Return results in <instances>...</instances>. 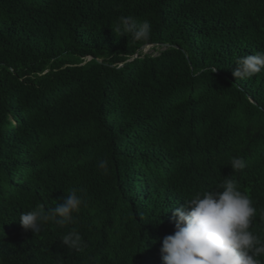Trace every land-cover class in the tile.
<instances>
[{"label": "trees", "instance_id": "obj_1", "mask_svg": "<svg viewBox=\"0 0 264 264\" xmlns=\"http://www.w3.org/2000/svg\"><path fill=\"white\" fill-rule=\"evenodd\" d=\"M128 16L148 41L121 35ZM259 52L264 0H0V264H163L173 210L225 179L264 240V71L233 75ZM72 189L74 223L22 227Z\"/></svg>", "mask_w": 264, "mask_h": 264}, {"label": "clouds", "instance_id": "obj_2", "mask_svg": "<svg viewBox=\"0 0 264 264\" xmlns=\"http://www.w3.org/2000/svg\"><path fill=\"white\" fill-rule=\"evenodd\" d=\"M116 28L121 35L131 33L136 41H148L151 36L150 22L133 16L121 17ZM236 65L233 75L250 79L264 71V52L242 57ZM229 165L234 172L246 168L242 157H233ZM99 168L107 174L108 161L101 160ZM220 188L222 191L198 194L173 210L175 231L163 238L160 250L163 264H262L257 257L264 256V240L250 230L257 212L253 201L234 180L225 179ZM84 202L83 196L72 189L54 208L46 210L38 206L23 213L19 221L25 230L37 234L48 223L60 226L74 223V214L80 213ZM62 242L78 252L86 247L77 231L64 235Z\"/></svg>", "mask_w": 264, "mask_h": 264}, {"label": "rangeland", "instance_id": "obj_3", "mask_svg": "<svg viewBox=\"0 0 264 264\" xmlns=\"http://www.w3.org/2000/svg\"><path fill=\"white\" fill-rule=\"evenodd\" d=\"M160 50H161L160 48L152 49L149 46H145V47L142 48V52L143 53L150 54V55H157L160 52Z\"/></svg>", "mask_w": 264, "mask_h": 264}]
</instances>
